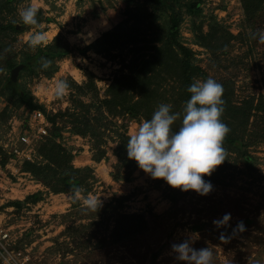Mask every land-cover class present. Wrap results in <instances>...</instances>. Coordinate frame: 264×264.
<instances>
[{"label": "rangeland", "instance_id": "1", "mask_svg": "<svg viewBox=\"0 0 264 264\" xmlns=\"http://www.w3.org/2000/svg\"><path fill=\"white\" fill-rule=\"evenodd\" d=\"M29 3L35 5L38 12H43V19L39 29L31 26L17 37L16 50L28 43L33 32L40 30L47 35V43L43 45L50 44L59 35L68 41L73 52L59 61V70L52 77L42 74L28 78L23 74L16 82L25 85L35 101L51 115L68 110L79 114L76 100L85 104L98 103L96 94L76 88V85L87 84L88 72L94 74L98 98L103 100L106 89L120 75L121 59L111 61L94 52L83 56L76 48L92 44L121 23L126 18L125 0H24L19 9ZM201 8L202 16L214 17L235 38L231 40L228 53L221 55L220 65L216 67V62L212 68L213 57L203 47L193 44L189 18L185 17L181 29L183 41L196 53L198 64L208 77L218 82L223 79L232 82L237 104L249 97L264 96V43L250 35L264 30V17L252 28L246 21L242 0H204ZM207 28L205 21L204 31ZM124 74L128 71L124 70ZM60 78L67 80L70 87L67 95L57 98L53 84ZM6 79L11 80V75L8 74ZM7 97L0 95V145L3 150L11 144L9 137H13L14 131L27 129L31 112L25 106L17 108L14 96ZM4 111L8 113L5 115ZM255 119L251 118L250 130ZM117 122L120 129L122 124L127 125L129 136L139 123L128 115ZM50 125L52 131L53 125ZM55 126L60 131L56 141L75 156L73 165L93 170L95 184L88 195L99 197L100 208L114 203L115 198L130 195L122 211L142 214L147 221V231L128 242L110 243L114 224L111 217L110 222H106L110 212L103 215L104 220H98L99 228L83 230L81 226L91 224V220L87 219L88 211L82 210V195L75 199L78 200L75 205L71 194L51 193L29 172L22 170V162L10 163V158L5 168L0 167V231L8 230L12 241L9 246L7 242L2 243L8 252L0 255V264H185L176 259L171 245L191 239L194 234L192 247H209L213 251L212 264H264V144L249 147L251 156L256 157L252 171L247 170L244 162H238L227 171V178L222 183L204 177L211 182L212 189L208 194L200 195L194 190L174 188L140 168L133 172V181H115L114 177L125 171L118 167L119 161L114 154L117 143L112 140L115 139L113 131L119 126L110 129V133L105 131L101 148L107 159L101 162L93 160L97 152L93 149L95 141L89 135L77 134L70 116L58 117ZM40 142H37L36 152ZM238 157L240 155L230 149V164L234 161V165V159ZM37 161H41V157L35 154L34 162ZM40 191L44 192V197L35 205L24 204L18 209L12 204L24 202L27 196ZM225 213H230L227 224L215 226L213 220H219ZM238 221H243L242 231L236 229ZM70 226L76 230L73 234L82 229L81 235L85 239L82 240L78 233L76 243L67 229ZM93 230H97V238L91 239L90 247L85 249L88 246L85 235L92 234ZM102 240L105 243L100 246Z\"/></svg>", "mask_w": 264, "mask_h": 264}, {"label": "trees", "instance_id": "2", "mask_svg": "<svg viewBox=\"0 0 264 264\" xmlns=\"http://www.w3.org/2000/svg\"><path fill=\"white\" fill-rule=\"evenodd\" d=\"M23 1L0 0V95L9 96L10 99V95L14 96L17 108L25 106L31 111H43L49 123L53 125V130H49V134L41 140L37 149L36 154L41 157V161L25 160L22 164L23 171L29 172L53 194L72 195L71 189L75 186L81 188V195L85 196L91 192L95 184L92 168L75 167L73 165L75 156L56 141L60 132L55 126L58 117L70 116L73 119L75 132L84 137L89 135L95 141L93 144V149L97 151L93 156L95 162L106 160V152L101 148V144L105 141L103 139L105 131L110 133V129L119 126L117 119H125L126 115L139 122L149 119L161 103H170L172 111L181 112L184 102L190 97L186 91L188 85L195 79L203 80L208 77L207 72L198 64L196 53L183 41L181 29L185 17L189 18L193 44L203 47L213 57L212 68L216 62V67L220 65L221 55L228 53L231 40L235 38L214 17L207 19L202 16L201 5L204 0H125L126 18L121 23L102 34L92 44L84 48H76L83 56L94 52L111 61L121 59L120 75L106 89L105 98L100 100L94 83V74L88 72L87 84L75 85L81 92L90 91L96 94L98 103L85 104L76 100L75 107L80 109L79 114L68 110L65 113L51 115L46 113L44 106L35 101V97L25 85L18 82L12 85L11 80H7L6 76L12 75L13 69L22 66L18 78L23 74L28 78L42 74L45 77H52L59 70V61L70 57L73 49L66 39L58 35L50 44L30 48L28 43H25L20 50H16L17 37L31 27L24 25L18 16L19 5ZM242 3L247 23L255 28L264 17V0H242ZM42 15L43 12H38L39 23L43 19ZM45 20L51 21L49 18ZM205 21L208 23L207 31H204ZM129 56L131 58L126 63ZM42 58L51 61L49 67L41 66ZM124 70H127L128 74H124ZM219 83L223 86L224 101L221 119L230 129L224 138L223 146L229 149H226V159L216 166L210 175L205 176L206 179L214 180L218 184L227 178V171L232 169L231 167L234 168L238 162H244L247 170L252 171L256 157L251 156L249 147L251 144H264V96H259L258 99L249 97L237 104L234 101L235 90L232 82L223 79ZM93 108V116H91ZM3 113L6 115L8 111ZM253 117L256 119L252 122L250 130L249 124ZM179 123L178 119L172 127L178 128ZM122 127L120 129L119 126L117 131H113L115 139L112 140H116L117 143L114 154L119 161L118 167L125 171L117 174L114 180L131 182L133 172L139 167L135 160L127 156L128 127L126 124H122ZM230 149L240 155L234 159V165H232L234 161L231 164L229 162ZM11 157L0 145V167L5 168ZM43 197L44 192L40 191L27 196L24 202H19L18 207L15 202L12 204L19 209L24 204L35 205ZM130 197V195L120 196L113 200L114 203L104 208L99 207L97 212L88 211L87 219L91 220V224L82 225V229L86 230L94 226L99 228L101 224L98 220H104L103 215L107 216L110 212V216L106 218V222H110L111 217L114 223L110 243L128 242L146 232L148 225L142 214H128L122 211ZM77 201L75 200V205ZM67 229L76 243L79 241L76 239L78 233L82 240L85 239L81 235V228H78L81 231L74 234L73 232L76 231L74 226ZM97 230L85 235L88 238V246L85 249L90 247L91 239L97 238ZM103 243L105 240H102L100 246ZM76 246L78 247L77 244Z\"/></svg>", "mask_w": 264, "mask_h": 264}, {"label": "clouds", "instance_id": "3", "mask_svg": "<svg viewBox=\"0 0 264 264\" xmlns=\"http://www.w3.org/2000/svg\"><path fill=\"white\" fill-rule=\"evenodd\" d=\"M39 9L29 3L18 10L20 21L24 25L39 29L37 13ZM264 43V30L250 33ZM47 43V35L40 30L32 33L28 46L35 48ZM43 59L42 67L47 68L50 60ZM69 83L60 78L54 81L55 97L68 94ZM186 91L190 97L184 102L181 112L172 111L170 103H161L153 111L151 118L141 120L126 143L129 159L136 161L138 167L153 178H162L168 185L182 191L194 190L200 195L208 194L212 185L204 179L214 168L226 159L223 146L225 136L230 131L221 119L224 112L222 99L223 86L212 77L195 79ZM179 119V127L173 128ZM72 198L81 195V188L73 187ZM83 211L97 212L101 206L99 197L85 195L80 200ZM230 213H225L219 220H213L217 227L226 225ZM236 229L243 230V221H238ZM225 239L223 235L220 237ZM185 239L171 245L176 259L185 264H212L213 251L209 247L194 248L192 240Z\"/></svg>", "mask_w": 264, "mask_h": 264}, {"label": "built area", "instance_id": "4", "mask_svg": "<svg viewBox=\"0 0 264 264\" xmlns=\"http://www.w3.org/2000/svg\"><path fill=\"white\" fill-rule=\"evenodd\" d=\"M50 123L47 120L45 113L41 110H33L30 112L27 129L23 131H14L13 137L11 139V144L6 145V151L10 154V163L34 161L35 158V148L37 142L42 140L49 134ZM22 142V148H21ZM12 241L8 230L0 231V255L3 256L7 254V248L3 245V242H7V246ZM4 258V257H3Z\"/></svg>", "mask_w": 264, "mask_h": 264}, {"label": "water", "instance_id": "5", "mask_svg": "<svg viewBox=\"0 0 264 264\" xmlns=\"http://www.w3.org/2000/svg\"><path fill=\"white\" fill-rule=\"evenodd\" d=\"M22 69V66H18L15 69H13L12 71V75H11V84L14 85L17 81L18 75L20 70ZM17 206H19V204L17 203Z\"/></svg>", "mask_w": 264, "mask_h": 264}]
</instances>
